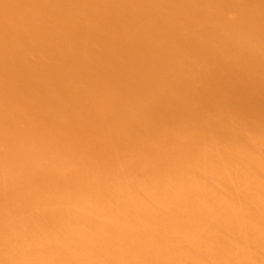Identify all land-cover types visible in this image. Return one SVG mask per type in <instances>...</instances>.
I'll return each mask as SVG.
<instances>
[{
	"label": "bare ground",
	"instance_id": "1",
	"mask_svg": "<svg viewBox=\"0 0 264 264\" xmlns=\"http://www.w3.org/2000/svg\"><path fill=\"white\" fill-rule=\"evenodd\" d=\"M0 264H264V0H0Z\"/></svg>",
	"mask_w": 264,
	"mask_h": 264
}]
</instances>
